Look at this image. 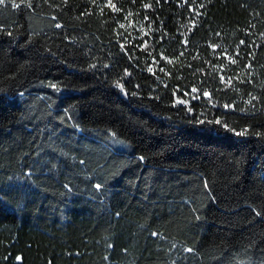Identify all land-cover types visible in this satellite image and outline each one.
I'll return each mask as SVG.
<instances>
[{
  "label": "trees",
  "instance_id": "16d2710c",
  "mask_svg": "<svg viewBox=\"0 0 264 264\" xmlns=\"http://www.w3.org/2000/svg\"><path fill=\"white\" fill-rule=\"evenodd\" d=\"M0 264H264V0H4Z\"/></svg>",
  "mask_w": 264,
  "mask_h": 264
},
{
  "label": "snow or ice",
  "instance_id": "6c2138e0",
  "mask_svg": "<svg viewBox=\"0 0 264 264\" xmlns=\"http://www.w3.org/2000/svg\"><path fill=\"white\" fill-rule=\"evenodd\" d=\"M2 3H4V0H0V4H2ZM193 91H196V90L193 89ZM217 123H219V121H217ZM237 134L239 135L240 133H237ZM97 187H99V185Z\"/></svg>",
  "mask_w": 264,
  "mask_h": 264
}]
</instances>
